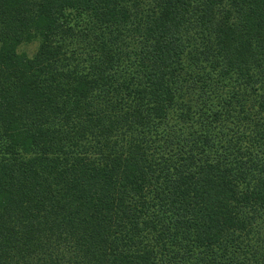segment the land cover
I'll return each mask as SVG.
<instances>
[{
    "label": "trees",
    "instance_id": "trees-1",
    "mask_svg": "<svg viewBox=\"0 0 264 264\" xmlns=\"http://www.w3.org/2000/svg\"><path fill=\"white\" fill-rule=\"evenodd\" d=\"M0 264H264V0H0Z\"/></svg>",
    "mask_w": 264,
    "mask_h": 264
},
{
    "label": "rangeland",
    "instance_id": "rangeland-1",
    "mask_svg": "<svg viewBox=\"0 0 264 264\" xmlns=\"http://www.w3.org/2000/svg\"><path fill=\"white\" fill-rule=\"evenodd\" d=\"M27 48H28V52L31 53L34 50L35 45H31V46H29Z\"/></svg>",
    "mask_w": 264,
    "mask_h": 264
}]
</instances>
